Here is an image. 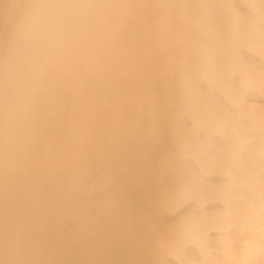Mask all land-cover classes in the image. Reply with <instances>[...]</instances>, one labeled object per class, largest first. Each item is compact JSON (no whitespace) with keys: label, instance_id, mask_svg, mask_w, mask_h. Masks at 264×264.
Wrapping results in <instances>:
<instances>
[{"label":"bare ground","instance_id":"1","mask_svg":"<svg viewBox=\"0 0 264 264\" xmlns=\"http://www.w3.org/2000/svg\"><path fill=\"white\" fill-rule=\"evenodd\" d=\"M7 3L0 261L262 264L264 0Z\"/></svg>","mask_w":264,"mask_h":264},{"label":"snow or ice","instance_id":"2","mask_svg":"<svg viewBox=\"0 0 264 264\" xmlns=\"http://www.w3.org/2000/svg\"><path fill=\"white\" fill-rule=\"evenodd\" d=\"M27 7H38L37 5H26ZM6 7H19L15 3V0H9V3L6 4ZM262 47H264V28H262ZM262 82H264V69H262ZM262 141H264V128H262ZM262 151H264V143H262ZM172 199H175L177 194H170ZM261 195L262 200H264V162H262L261 166ZM0 264H53L50 261H16V260H4L0 261ZM150 264H168L167 261L164 260H154L151 261ZM179 264H187L185 261H180ZM264 264V262H262Z\"/></svg>","mask_w":264,"mask_h":264}]
</instances>
